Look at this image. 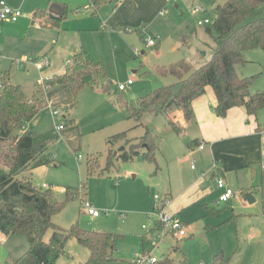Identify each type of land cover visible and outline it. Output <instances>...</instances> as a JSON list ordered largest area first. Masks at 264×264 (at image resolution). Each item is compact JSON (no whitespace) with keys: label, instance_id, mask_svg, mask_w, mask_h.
<instances>
[{"label":"rangeland","instance_id":"rangeland-1","mask_svg":"<svg viewBox=\"0 0 264 264\" xmlns=\"http://www.w3.org/2000/svg\"><path fill=\"white\" fill-rule=\"evenodd\" d=\"M12 1L15 4L10 5L20 9L22 17L31 13L29 10L34 4H30V0ZM137 1L136 7L145 10L144 21L139 26L136 15L127 24L108 23L109 14L119 6L114 0H107L99 7L89 0H54L64 10L58 24L47 23L44 15L36 12L37 18H30L14 29H7L13 23L1 22L0 73L10 75L21 84L28 97H32L40 82L47 78V69H54L55 63L66 66L70 62L71 49H86L102 68L97 83L80 88L76 93L71 89L70 100H66L65 105L52 103L47 94L49 89L45 92L48 87H43L44 109L28 122V128L36 135H59L49 146L54 162L35 168L33 173L27 170L19 177L31 179L43 190L51 188L53 198L64 202L63 209L53 216V221L64 229L78 224L86 230L119 234L116 254L121 259L134 262L142 255H150L158 258L157 264H213L214 256L222 254L219 264H264V170L263 178L259 177L258 184L254 185L257 186L254 202L250 203L244 193H240V188H234L236 195L228 204L218 203L221 192L215 194L210 206L215 208L216 214L199 209L195 203L187 210L190 220L178 217L186 224L187 234L182 240L174 235L160 237L152 229L151 215L158 201L164 199L169 182L165 168H158L165 163V149L171 145L167 135L168 118L164 112L158 115L146 112L140 121H135L128 118V110L119 99L134 103L175 81L173 75L161 78L154 73L142 74V64L169 66L185 59L197 67L210 60L215 42L206 32V25H199L198 21L213 18L215 6L224 0ZM201 8L205 12L200 11ZM148 39L155 44L149 45ZM44 58L50 59L49 65L37 68L36 63ZM244 59L246 61L237 66L238 72L243 77H252V92L264 91V50L248 49ZM130 78L133 83L122 90L123 97H119L118 85ZM107 80L112 82V87L105 92L101 87ZM70 118H74V122ZM257 119L264 124V107L257 112ZM60 124H65V129L58 130ZM147 128L157 146L158 165L139 155L129 161L114 158V164L106 168L110 137L128 131L129 138L140 140ZM124 141L114 145L115 152L120 151ZM90 158H97L100 163L91 172ZM44 184L49 187L45 188ZM56 186L65 191L56 190ZM69 187L79 190L81 198L68 199L66 189ZM156 194L160 196L158 201L154 199ZM85 201L104 215L96 218L89 215ZM51 234L48 231L45 239ZM191 235L195 237L187 240ZM7 237L20 241L18 246L21 242L29 244L25 236ZM3 241L6 244L7 241ZM150 241L157 246L147 253ZM5 246L0 242V264L16 259ZM66 250L57 260L58 264L84 263L88 249L76 238L67 242Z\"/></svg>","mask_w":264,"mask_h":264},{"label":"trees","instance_id":"trees-1","mask_svg":"<svg viewBox=\"0 0 264 264\" xmlns=\"http://www.w3.org/2000/svg\"><path fill=\"white\" fill-rule=\"evenodd\" d=\"M106 1L91 0L95 7ZM214 13L211 22L205 24L206 32L215 42L210 60L197 67L185 59L169 66L142 64V74L154 73L161 78L173 75L175 81L158 87L134 103L119 99L128 110V118L140 121L146 112L158 115L180 110L191 115L193 101L205 94L208 86L216 95L214 110L219 116H225L235 106H244L250 115H257L264 107V91L252 92V77L241 76L237 69L246 61V50H264V0H224L215 6ZM36 14H43V11L38 9ZM60 19L46 21L58 24ZM99 76H102V68L86 50L75 52L65 71L44 79L32 97H28L10 75L0 73V240L20 235L30 244L23 255L8 259L6 264H56L59 257L67 253V242L73 237L89 250L86 264H128L115 256L119 234L86 230L78 224L64 229L53 221L64 202L53 198L51 188L43 190L31 179L19 177L27 170L54 162L49 146L59 135H36L27 128V123L44 109L43 87L51 89L55 85L69 84L76 93L80 88L97 83ZM111 87L112 82L107 80L101 88L107 92ZM120 92V89L116 91L123 97ZM169 124L180 131L174 119H170ZM120 140H125V148L117 155L114 145ZM108 144L106 168L114 164V158L129 161L142 155L152 163L157 161V146L149 128L140 140L129 138L128 131H123L110 137ZM88 165L91 172L100 163L97 158H90ZM66 193L68 199L81 198L79 190L69 187ZM48 231L52 234L46 240ZM221 257L222 254L214 256L213 264L221 263Z\"/></svg>","mask_w":264,"mask_h":264},{"label":"crops","instance_id":"crops-1","mask_svg":"<svg viewBox=\"0 0 264 264\" xmlns=\"http://www.w3.org/2000/svg\"><path fill=\"white\" fill-rule=\"evenodd\" d=\"M6 1L8 4H15L12 0ZM89 1L91 3V0ZM32 2L34 5L33 9L29 10L31 13L25 17H22L24 16L23 14L18 21L11 22L13 24L7 26V29L17 28L27 23L28 19L37 18L38 16L35 14L37 9L43 11V14L41 15H44V19H60L64 14L61 5L55 3L54 0L29 1L30 4ZM114 2L116 6H119L109 14L107 18L108 23H126L133 17V15H136L135 19L137 18L138 26L142 24L141 22H143V18H145V10L143 7H136L139 5L137 0H114ZM37 6L40 8H37ZM51 11H57L59 14L53 16ZM71 50L72 51L69 53L70 61L73 54L79 51V49L74 48ZM80 50L86 49L81 48ZM67 65L58 66L55 63L54 69H47L48 73H45L47 78L63 73ZM13 81L16 83L15 80ZM69 86L59 84L57 88L49 89L47 94L52 103L57 102L65 105L66 100H70L72 93L71 86L70 88ZM69 105L70 104H68V106ZM216 105V95L213 89L208 86L206 93L197 97L193 101L191 115H187L183 110L171 114L164 112L168 118L167 135L171 141V145L165 149L167 154L165 163L159 166L156 161L155 164L158 165L159 169L165 168V172L169 176V182L166 187L167 193L165 194L164 199L160 202L157 201L160 204H164L167 210L176 214L177 217L181 216L186 220L190 217L187 214V210L193 207L195 203H198L196 205L199 209H205L212 214H216L217 211L210 205L214 203L213 200L215 194L223 192V190L219 189L217 186V176L223 177L227 186L233 190L234 188H240L241 194H245V192H251L254 194L255 187L257 189V186L254 185L258 184V181L256 182V180L259 177H261V179L263 178L264 163L262 162L264 160V124H260L257 115H250L244 106L232 107L228 110L225 116H219L214 110ZM71 119L74 118H70V120ZM170 119H174L175 123L180 128L179 132L174 130L169 124ZM200 143L204 144V148H199ZM120 152L121 151L116 154L118 155ZM215 162L217 164L216 168L214 167ZM193 164L195 165V168L192 167ZM31 173H33V171H31ZM136 174V176H138V173ZM55 189L62 192L65 191V188L60 186H56ZM235 195L236 193L234 191V196ZM233 197L226 204L230 203ZM103 215L104 214L101 216ZM154 231H151L152 234H154ZM4 239L7 241L6 244L3 243ZM180 240H182V238H180ZM0 242L1 244L6 245L5 247L15 258H18L21 254L23 255V252L28 248L27 246H30V244L27 245L24 244V242H21V245L18 246L20 241L15 239L9 240V237L6 236L2 237ZM147 242L149 241L147 240ZM150 242L152 243V241ZM153 244L154 243L146 247L147 253L151 250V247L153 248L155 246ZM181 244L182 242L180 241L179 245ZM145 245L146 239L144 238V246ZM116 253L117 246L115 256L119 258ZM89 254L88 250L84 263L80 264H86ZM124 261L128 264L132 263V261ZM56 264H58V262Z\"/></svg>","mask_w":264,"mask_h":264},{"label":"built area","instance_id":"built-area-1","mask_svg":"<svg viewBox=\"0 0 264 264\" xmlns=\"http://www.w3.org/2000/svg\"><path fill=\"white\" fill-rule=\"evenodd\" d=\"M200 11L205 12L204 8H201ZM23 15V12L20 9H16L10 4H8L5 0H0V23L1 22H16L19 20V18ZM211 22L210 17H206L203 20H199L198 23L199 25H204L207 23ZM1 31V28H0ZM149 45H154L155 42L152 39L147 40ZM137 53L139 51L135 49ZM50 60L49 58H44L41 59L40 62L36 63V66L40 69L44 66L49 65ZM70 63V62H69ZM46 79V78H45ZM40 83H43L41 81ZM133 83V79H128L126 83H120L118 85V89L120 90H125L129 85ZM1 87V84H0ZM48 90V88H47ZM56 113V111H54ZM65 126L63 124H60L57 126L58 130L63 129ZM199 148H204V144L200 143ZM193 168H195V165H192ZM214 167H217L216 162L214 163ZM217 186L219 189H222L223 192L220 194L217 202H224L227 203L230 201V199L234 196V190L230 187L227 186L226 181L223 177L217 176ZM45 188L49 187L47 184H44ZM155 199L159 200L160 196L158 194L155 195ZM85 209L86 212L89 215H92L94 217H98L102 215V211L94 207L92 203L89 201L85 202ZM153 219V227L154 230L159 232L160 237H164L167 235H174L177 236L178 238H182L187 234L186 231V224L182 222L181 220L178 219L176 214L170 212L167 210L166 206L164 204L158 203L155 206V211L151 215ZM156 246V244H154ZM158 258L155 256H150V255H142L135 259L134 262L131 264H157L158 263Z\"/></svg>","mask_w":264,"mask_h":264},{"label":"water","instance_id":"water-1","mask_svg":"<svg viewBox=\"0 0 264 264\" xmlns=\"http://www.w3.org/2000/svg\"><path fill=\"white\" fill-rule=\"evenodd\" d=\"M51 13L53 14V16L59 14L57 11H53V12L51 11ZM124 148H125V146H121L119 150L122 151ZM117 152H118V151H117ZM117 152H115V154H116ZM244 195H245L246 199H247L250 203H252V202L255 201V198H254V196H253V194H252L251 192H245ZM194 237H195L194 235H191L189 238H187V240H189V239H193Z\"/></svg>","mask_w":264,"mask_h":264},{"label":"bare ground","instance_id":"bare-ground-1","mask_svg":"<svg viewBox=\"0 0 264 264\" xmlns=\"http://www.w3.org/2000/svg\"><path fill=\"white\" fill-rule=\"evenodd\" d=\"M64 125V124H63ZM86 202V201H85Z\"/></svg>","mask_w":264,"mask_h":264}]
</instances>
